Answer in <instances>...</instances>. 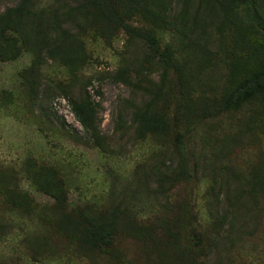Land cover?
Returning a JSON list of instances; mask_svg holds the SVG:
<instances>
[{
    "label": "rangeland",
    "instance_id": "rangeland-1",
    "mask_svg": "<svg viewBox=\"0 0 264 264\" xmlns=\"http://www.w3.org/2000/svg\"><path fill=\"white\" fill-rule=\"evenodd\" d=\"M20 2L0 0V15ZM190 3L193 42L151 22L174 53L164 77L162 58L102 21L87 0H36L30 23L38 34L26 27L17 57L0 60V176L31 197L36 216L15 213L0 199L8 224L0 264H181L166 246L180 226L196 264H264V109L250 103L203 114L238 71L218 31V11L198 14V0ZM170 7L169 20L182 0ZM130 22L148 27L138 15ZM150 102L171 120L169 134L138 135L133 115ZM73 103L94 116L89 128ZM177 134L186 136V174ZM45 170L63 181L69 210L116 215L113 256L66 241L38 220L61 213L34 183Z\"/></svg>",
    "mask_w": 264,
    "mask_h": 264
},
{
    "label": "trees",
    "instance_id": "trees-1",
    "mask_svg": "<svg viewBox=\"0 0 264 264\" xmlns=\"http://www.w3.org/2000/svg\"><path fill=\"white\" fill-rule=\"evenodd\" d=\"M98 12L102 21L123 29L130 37L144 42L154 54L159 55L165 64L164 77L174 64V53L171 46L161 44L160 38L151 30V22L163 23L176 30L181 42H193L196 32L194 19L191 22L190 0H182L181 10L169 20L172 11L170 0H87ZM36 0H21L20 4L8 9L0 15V60L10 61L20 52L21 40L25 28L38 34L36 27L30 23ZM214 7L221 23L218 31L227 39L233 50L232 64L238 71V78L219 101L211 102L203 107V114L238 110L250 103H257L264 109V0H198V14L206 7ZM212 8V9H214ZM145 19L148 27L131 25L134 16ZM192 23V24H191ZM150 26V27H149ZM42 43V42H41ZM39 43V44H41ZM38 45V42H36ZM44 47L47 43L43 42ZM75 117L79 123L89 128L94 116L86 115V106H74ZM133 120L137 125V133L141 138L167 135L172 130L169 117L154 111L151 102L146 107L136 109ZM185 135L177 134L174 144L180 159L183 174L189 169V157L185 143ZM35 173L34 183L38 191L53 200L55 207L61 210L50 221L41 215L39 221L43 225L53 227L55 232L66 241L76 243L84 249L113 256L112 251L119 225L116 215H92L79 209H68L70 197L63 181L54 173ZM0 199L4 206L13 212L35 217L36 209L33 200L27 193L9 189L0 176ZM180 232L168 236V250L181 264H196L197 253L190 246L184 245L183 238L191 240L187 227L180 226ZM8 224L0 216V240L7 235ZM185 233L184 237L182 234ZM182 237V238H181Z\"/></svg>",
    "mask_w": 264,
    "mask_h": 264
}]
</instances>
